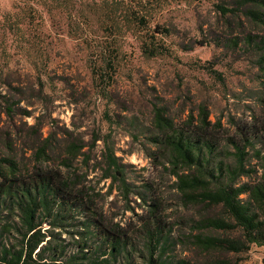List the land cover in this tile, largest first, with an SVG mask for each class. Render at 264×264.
Returning a JSON list of instances; mask_svg holds the SVG:
<instances>
[{
    "label": "rangeland",
    "instance_id": "obj_1",
    "mask_svg": "<svg viewBox=\"0 0 264 264\" xmlns=\"http://www.w3.org/2000/svg\"><path fill=\"white\" fill-rule=\"evenodd\" d=\"M240 1L0 0V158L24 175L67 168L105 226H120L144 250V225L157 222L166 258L205 262L187 237L218 211L184 204L155 119L161 111L184 131L206 119L221 147L256 124L264 152V25L246 15L264 6ZM92 44L118 52L111 80H94ZM109 154L126 187L107 178ZM82 216L44 225L67 255L98 245L93 232L77 241Z\"/></svg>",
    "mask_w": 264,
    "mask_h": 264
},
{
    "label": "trees",
    "instance_id": "obj_2",
    "mask_svg": "<svg viewBox=\"0 0 264 264\" xmlns=\"http://www.w3.org/2000/svg\"><path fill=\"white\" fill-rule=\"evenodd\" d=\"M239 3L242 7L264 6V0ZM221 10L225 15L236 12L225 7ZM246 15L264 25V14L260 11L248 10ZM142 23L143 20L138 22ZM90 47L94 80L101 83L106 77L111 80L119 66L118 52L102 44ZM144 53L156 56L147 46ZM206 123L205 119L198 131H184L161 111H157L155 119L161 134L158 143L167 152V163L177 179L184 204L218 211L193 222L187 237L194 251L208 257L205 262L166 258L165 247H159L164 238L157 222L144 225L140 235L144 250L123 234L120 226H105L90 206L87 189L73 180L67 168H40L24 175L14 160L0 158V264H242L248 261L243 256L254 246L264 247V152L257 149L262 130L256 124L247 132L239 128L221 147L220 142L209 139ZM107 159V178L113 177L126 187L124 171L116 156L109 154ZM71 212L85 218L81 222L83 232L76 234L77 241H83L93 232L98 242L94 250L85 242L78 252L67 255L63 247L55 244L56 234L44 229L45 224L55 230L62 228ZM86 212L92 216H85Z\"/></svg>",
    "mask_w": 264,
    "mask_h": 264
},
{
    "label": "crops",
    "instance_id": "obj_3",
    "mask_svg": "<svg viewBox=\"0 0 264 264\" xmlns=\"http://www.w3.org/2000/svg\"><path fill=\"white\" fill-rule=\"evenodd\" d=\"M250 254H253L250 264H264V247L254 246Z\"/></svg>",
    "mask_w": 264,
    "mask_h": 264
}]
</instances>
